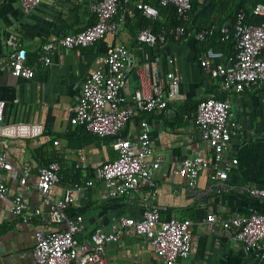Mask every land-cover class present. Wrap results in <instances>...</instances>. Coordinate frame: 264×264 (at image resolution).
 <instances>
[{
	"label": "crops",
	"instance_id": "1",
	"mask_svg": "<svg viewBox=\"0 0 264 264\" xmlns=\"http://www.w3.org/2000/svg\"><path fill=\"white\" fill-rule=\"evenodd\" d=\"M90 5V0H42L33 12L26 13L19 0H0V59L12 49L7 41L15 34L16 41L28 52V63L36 70L30 79L0 72V100L6 101L5 118L40 122L45 128L44 134L37 139L0 140V151L6 152L15 167L12 171L0 169L1 178L13 185L8 197L0 199V264H34V235L43 228L33 211L37 207L45 210L47 206L33 186L36 180L33 175L28 188L22 192L28 207L26 212L33 216L25 220L10 211L14 187L24 163H31L37 170L50 157L55 158L64 175V181L54 188V195L58 197L66 187L82 185L93 176L98 165L116 157L113 140L87 133L73 125L70 119L72 105L81 94L85 78L98 66L107 47L119 42L135 50L138 62L156 61L163 73L173 69L184 76L176 89L177 98L164 112L142 115L151 123L155 153L163 154L167 160L207 154L210 147L195 123V109L191 108L208 96L230 95L232 98L230 122L235 123L238 130L223 153L220 167L224 168L234 158L238 161L231 166L221 185L212 181L205 171L196 186L190 188L185 178L171 172L168 163L155 173L158 192L153 204L160 210L161 218L194 221L193 252L175 264H256L258 256H250V251L226 231L206 226L204 219L209 212L247 214L250 208L264 212V199L246 192L249 186L264 187V86L227 93L222 78L213 77L199 64V56L208 42L195 40L191 33L180 40H170L164 48L140 43L135 22L139 14L125 18L117 34H108L86 48H59L50 65L39 63L44 43L95 22ZM122 17L123 10L115 19L119 21ZM224 51L233 54L235 47L228 43ZM137 87L138 77L132 73L126 93L131 96ZM137 126L138 119L125 131L137 129ZM55 140H59V145L54 144ZM148 191L147 187H142L122 197L111 198L99 183H95L84 190L74 189L77 201L68 213L84 216L85 227L79 234L84 239L95 227L109 229L119 215L141 217L142 200ZM106 264L162 263L149 241L136 236L108 243Z\"/></svg>",
	"mask_w": 264,
	"mask_h": 264
},
{
	"label": "built area",
	"instance_id": "2",
	"mask_svg": "<svg viewBox=\"0 0 264 264\" xmlns=\"http://www.w3.org/2000/svg\"><path fill=\"white\" fill-rule=\"evenodd\" d=\"M41 1L19 0L26 13L33 12ZM90 1L95 22L44 43L38 56L39 63L50 65L53 54L59 48H86L108 34H117L121 22L127 17L138 13L153 19L160 16L159 8L144 0ZM159 4H173L181 22L164 26L159 31L152 26L140 29L137 33L140 43L164 48L170 40H180L190 33L195 40L205 42L219 29L223 33V40L234 41L235 55L210 46L200 54V66L213 77H221L227 93L264 86V0L254 7V13L262 17L259 24L246 22L245 14L239 12L232 26L212 24L200 29L194 27L190 15L192 0H159ZM121 10L123 17L116 21L115 17ZM7 42L12 49L0 59V72L33 78L36 70L28 63L27 50L16 41L15 34H11ZM132 73L138 77V87L129 96L126 89ZM183 80V74L176 70L169 69L163 73L156 61L138 62L135 50L122 42L107 47L100 56L98 66L82 84L81 94L71 108L73 116L70 122L101 139L115 136L112 146L117 152L116 157L98 165L93 176L88 177L82 185L68 186L58 197L54 195V188L64 181L58 161L42 165L37 170L26 162L19 170L10 211L25 220L33 216L26 212L28 207L22 196L32 175L36 179L33 186L47 206L45 210L37 207L33 211L43 224V228L34 235V264H106L108 243H118L125 237L136 236L149 241L162 264H175L178 259L192 254L194 221L190 218H161L160 210L153 204L158 192L155 173L168 163L171 172L185 178L190 188L196 186L199 176L205 171L209 172L212 181L221 185L228 177L231 166L238 161L234 158L224 168L220 167L223 153L229 148L238 127L230 122L231 96H208L199 100L194 120L210 151L175 160H167L163 154L155 153L151 123L142 115L164 112L169 103L177 98L176 89ZM5 109L6 101L0 100V140L37 139L44 134L45 128L40 122L6 120ZM136 119L137 129L130 128L123 134ZM262 139L264 141V135ZM59 143V140L54 141L55 145ZM0 169H15L4 151H0ZM95 183H99L111 198L147 187L149 191L142 200V216L119 215L109 229L95 227L89 237L81 238L79 234L85 227L84 216L70 215L68 210L77 201L74 189L84 190ZM12 186L0 176V199L8 197ZM246 192L264 199V187L249 186ZM204 221L210 228L229 233L246 251L264 250V212L256 208H250L247 214L209 212ZM261 256L264 257V251Z\"/></svg>",
	"mask_w": 264,
	"mask_h": 264
},
{
	"label": "trees",
	"instance_id": "3",
	"mask_svg": "<svg viewBox=\"0 0 264 264\" xmlns=\"http://www.w3.org/2000/svg\"><path fill=\"white\" fill-rule=\"evenodd\" d=\"M260 1L262 0H192L190 15L196 29L210 26L212 24H217L219 27L224 24L232 26L239 12H243L245 14L246 22L259 24L262 22V17L254 13V7ZM146 2L158 7L160 16L153 19L138 13L139 15L135 20L138 32L140 29L148 26H152L155 31H159L164 26H173L181 22L178 18L176 7L173 4L161 6L159 4V0H146ZM222 38L223 33H221L218 29L215 35L210 36L207 39L206 42L209 44L207 47L212 45V47L216 49L226 50V45L228 43H231V45L234 46V41L232 39L223 40ZM235 52L233 55H235ZM224 97L225 96H218V98ZM197 104L195 106L193 105L191 110H196ZM79 127L85 132L90 133L84 127ZM123 134H126V131H124ZM109 138L110 140H114L115 136H111ZM52 161H55V158L50 157L49 160L45 161V164H49Z\"/></svg>",
	"mask_w": 264,
	"mask_h": 264
},
{
	"label": "water",
	"instance_id": "4",
	"mask_svg": "<svg viewBox=\"0 0 264 264\" xmlns=\"http://www.w3.org/2000/svg\"><path fill=\"white\" fill-rule=\"evenodd\" d=\"M264 250H253L250 251V256H258L256 264H264V257L262 258L261 253H263Z\"/></svg>",
	"mask_w": 264,
	"mask_h": 264
}]
</instances>
